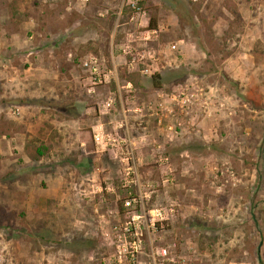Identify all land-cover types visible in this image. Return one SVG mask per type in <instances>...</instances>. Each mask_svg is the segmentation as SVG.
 <instances>
[{
  "label": "rangeland",
  "instance_id": "rangeland-1",
  "mask_svg": "<svg viewBox=\"0 0 264 264\" xmlns=\"http://www.w3.org/2000/svg\"><path fill=\"white\" fill-rule=\"evenodd\" d=\"M121 2L0 0V264H264V0H143L159 29L148 42L156 56L150 76L126 69L121 45L138 30ZM234 8L240 21L231 28ZM91 54L116 71L98 95L80 67ZM127 80L132 92L121 87ZM180 86L192 102L164 112L160 124L151 110L137 111ZM94 96L99 106L115 99L109 111L98 103L88 110L106 117L100 131L115 150L99 170L114 188L107 193H118L121 207L144 192L145 209L163 213L165 242L142 243L133 260L118 261L115 243L81 240L68 222L80 201L47 194L74 152L56 143L39 161L24 153L31 139L49 143L46 101L68 98L50 106L73 115L74 97ZM122 107L127 129L115 128ZM126 145L135 147L131 169L121 161Z\"/></svg>",
  "mask_w": 264,
  "mask_h": 264
},
{
  "label": "crops",
  "instance_id": "crops-1",
  "mask_svg": "<svg viewBox=\"0 0 264 264\" xmlns=\"http://www.w3.org/2000/svg\"><path fill=\"white\" fill-rule=\"evenodd\" d=\"M87 80L85 81L86 84ZM92 90L98 95L96 93V90L98 92V87L95 86ZM94 97L96 98L92 97V100L74 97L73 103L75 108H72L73 106L70 107V110L73 109V115L71 113H66L61 110V108L56 110L54 107L50 106L53 103L62 104V102H64V104H66L68 98L57 97L45 102L46 106L44 108L47 111L43 112V115L53 110V112H51L53 116L47 115V117H43L50 125L47 135L49 144L51 146L56 143L63 144L66 146L63 150L75 153L70 166H63L59 171H57V168L55 169L58 174L53 176L52 180H48L49 182H47V184L50 186L48 187L49 191L47 194H49V197L57 198L58 200L71 198H73V200H79V209L73 210L74 214H70L73 216L68 222L73 224V228L80 232L79 234L81 238H83L81 240L88 241L89 243L107 244L114 243L112 224L122 222L126 214L122 206L120 207V197L118 193H107V190L110 189L114 191V188H112V185H108L111 181L106 177H102L104 174L99 171L101 169L105 172V166H107L109 160L111 161V154H113L115 150L112 146L109 148L107 146L106 149L103 148L101 150L93 142L92 135L95 131H100L101 127L107 131L105 123L106 117H104V120H102L104 122H102L101 114H98L99 116L94 114L91 115V111H88L92 110V107L89 108L91 104L93 110L95 109L94 104H99L101 98L98 96ZM70 136L71 141H69ZM117 137L119 138L118 135ZM128 146L129 145H126V149ZM134 148V145L129 146V150L131 151H134ZM105 157L107 159H105ZM140 160L141 159L138 157L137 162H140ZM76 181L79 182L77 186L79 187L78 192L75 189L76 185L74 182ZM138 182V179L132 180L134 186H137ZM63 185L69 186L63 190ZM72 189L75 191L73 192ZM139 195L141 196L142 205H146L148 195L140 191ZM142 223L143 221L141 222V229L139 230L142 243L165 242L166 234L163 233L164 230L159 227L158 223L156 228L145 226ZM174 240L176 239H173V241L170 239V243H174Z\"/></svg>",
  "mask_w": 264,
  "mask_h": 264
},
{
  "label": "built area",
  "instance_id": "built-area-1",
  "mask_svg": "<svg viewBox=\"0 0 264 264\" xmlns=\"http://www.w3.org/2000/svg\"><path fill=\"white\" fill-rule=\"evenodd\" d=\"M87 2L89 0H82ZM143 0H122L120 12L123 10L127 11L128 23L137 27L138 34H130L127 32L124 36V42L121 45L122 54L125 57L126 68L131 71H137L143 76H150L152 71L153 62L156 60L155 51L150 49L148 42H150L152 36H156L159 32L158 28L150 27V19L146 18V13L141 6ZM141 30V31H139ZM171 49H176V44L170 46ZM80 67L88 75L87 79L89 81V90L93 91L92 88L98 85L108 83L109 78L108 73L115 74V69L108 70L104 64L100 63V58L96 55L91 54L87 59L80 62ZM108 70V71H107ZM116 85L119 82L116 78ZM122 88L127 89L128 92H132L133 85L130 81H125ZM119 89V86H118ZM188 86L176 87L170 94L165 97L158 95L156 105H152V102L147 105H142V107L137 108V111L144 113V110H151V115H154L155 120L158 124L161 123V116L164 112L167 114H174L172 110L173 107L187 108V104L191 103L192 100L188 95ZM115 103V99L111 96L108 97L100 105L103 109L110 110ZM122 104V101H121ZM99 106V104H98ZM99 106V108H100ZM122 106V105H121ZM122 109L124 117L118 127L115 128H125V110ZM154 109V110H153ZM96 145H102L106 149L108 142L104 140V133L101 131H95L92 135ZM110 137H107V141ZM116 141V138L113 139ZM127 151L126 156L121 158L122 162L128 166L127 169H131L134 166L133 154ZM165 160L168 158L165 156ZM122 207L125 211L126 217L122 222L114 223L112 225V234L115 243L116 258L118 261L122 257L129 258L133 260L138 253L142 251V241L140 238L139 230L141 222L145 226L151 228H156L157 223L159 227L162 226V211L159 209H145L141 202V196L139 195H129L122 201ZM138 207V208H137ZM159 254L161 256L166 255V249H160Z\"/></svg>",
  "mask_w": 264,
  "mask_h": 264
},
{
  "label": "trees",
  "instance_id": "trees-1",
  "mask_svg": "<svg viewBox=\"0 0 264 264\" xmlns=\"http://www.w3.org/2000/svg\"><path fill=\"white\" fill-rule=\"evenodd\" d=\"M232 14V23L230 27L232 28V25L234 27L238 26L240 21V15L236 8L231 9ZM160 76L158 74L152 75L150 79L153 81L155 88H160L161 83L156 81V79H159ZM52 146L49 143H44L42 141H39L38 139L35 140L31 139L27 141V143L24 145V153L31 161H39L44 156H48L49 152L51 151ZM5 218V210L3 206L0 204V225L3 224Z\"/></svg>",
  "mask_w": 264,
  "mask_h": 264
}]
</instances>
